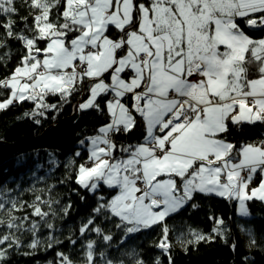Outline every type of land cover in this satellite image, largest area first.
I'll return each mask as SVG.
<instances>
[{
	"label": "snow or ice",
	"instance_id": "obj_1",
	"mask_svg": "<svg viewBox=\"0 0 264 264\" xmlns=\"http://www.w3.org/2000/svg\"><path fill=\"white\" fill-rule=\"evenodd\" d=\"M23 6L26 16L17 0H0V67L12 59V42L19 45L17 63L0 76V112L30 103L24 116L40 123L47 112L87 95L77 110L107 117L75 168L81 188L109 192L80 227L84 239L68 237L81 245L79 264H128L98 251V240L107 249L114 237L97 217L115 221L123 233L119 247L160 227L153 246L168 254L166 220L195 208L196 194L235 201L242 217L250 215L249 202L264 203V139L244 132L264 126V36L249 35L264 33V0H23ZM50 97L59 103H48ZM137 129L143 135L136 143L117 142ZM234 131L245 139L231 138ZM53 203L0 191V264L23 248L32 255L63 243L50 222ZM212 231L197 241L222 230ZM89 233L98 239H87ZM124 255L130 264H146L134 250ZM56 258L55 264H76L62 251Z\"/></svg>",
	"mask_w": 264,
	"mask_h": 264
},
{
	"label": "trees",
	"instance_id": "obj_2",
	"mask_svg": "<svg viewBox=\"0 0 264 264\" xmlns=\"http://www.w3.org/2000/svg\"><path fill=\"white\" fill-rule=\"evenodd\" d=\"M17 7L20 16L28 15L23 0H17ZM23 26L17 17V29ZM249 35L260 38L264 33L249 31ZM18 47L12 42V59L7 67H0V76L7 74L17 63ZM86 99L87 95L71 98V102L63 104L59 111H49L39 118L40 123L24 116L33 107L30 103L0 112V191L11 189L12 197L28 202L36 195L58 202L52 205L56 216L50 222L55 224L56 238L63 241L47 250L41 247L32 255H24L30 250L23 248L12 255L10 264H49L50 261L55 264L58 251L69 254L76 264L83 259L80 243L73 246L68 237L83 240L80 227L94 215L98 197L109 196L105 188L91 193L75 183V168L88 155L87 138L95 136L99 127L107 122V117L98 112L77 110L78 102ZM48 103H59V98L50 97ZM244 132L245 136L256 140L264 138V126H250ZM142 135V129H137L130 136L116 137V140L124 144L136 143ZM245 136L235 131L231 134V138L238 140ZM77 152L81 153L79 157ZM258 180L257 177V183ZM192 203L195 208L190 204L166 220L171 244L168 254H161V250L153 246L161 235L160 227L137 233L119 247L123 233L115 227V221L105 220L102 216L97 217L96 224L114 239L111 248L107 249L103 241L98 240V251L106 250L110 258L125 259L128 264L130 261L124 253L133 250L146 264H154L157 257L161 264H169V256L172 264H264V203L249 202L250 215L247 217L237 215L235 201L215 195L196 194ZM66 207L67 215L64 213ZM216 219H222L224 223L219 225ZM214 227L222 230L215 239L197 241V235H214ZM42 235L46 238L48 230L44 229ZM252 238L256 240L255 245L251 243ZM22 239L27 243L31 236L25 234ZM87 239L98 238L89 233Z\"/></svg>",
	"mask_w": 264,
	"mask_h": 264
},
{
	"label": "crops",
	"instance_id": "obj_3",
	"mask_svg": "<svg viewBox=\"0 0 264 264\" xmlns=\"http://www.w3.org/2000/svg\"><path fill=\"white\" fill-rule=\"evenodd\" d=\"M97 135V134H96ZM90 147V145H89V142H87V151H88V148ZM216 196V195H215ZM219 197V196H218ZM236 211H237V213H238V205L236 204Z\"/></svg>",
	"mask_w": 264,
	"mask_h": 264
},
{
	"label": "rangeland",
	"instance_id": "obj_4",
	"mask_svg": "<svg viewBox=\"0 0 264 264\" xmlns=\"http://www.w3.org/2000/svg\"><path fill=\"white\" fill-rule=\"evenodd\" d=\"M237 215H238L239 217H242V216H240L238 213H237Z\"/></svg>",
	"mask_w": 264,
	"mask_h": 264
},
{
	"label": "bare ground",
	"instance_id": "obj_5",
	"mask_svg": "<svg viewBox=\"0 0 264 264\" xmlns=\"http://www.w3.org/2000/svg\"><path fill=\"white\" fill-rule=\"evenodd\" d=\"M261 139H263V138H261Z\"/></svg>",
	"mask_w": 264,
	"mask_h": 264
},
{
	"label": "built area",
	"instance_id": "obj_6",
	"mask_svg": "<svg viewBox=\"0 0 264 264\" xmlns=\"http://www.w3.org/2000/svg\"><path fill=\"white\" fill-rule=\"evenodd\" d=\"M264 139V138H263Z\"/></svg>",
	"mask_w": 264,
	"mask_h": 264
}]
</instances>
